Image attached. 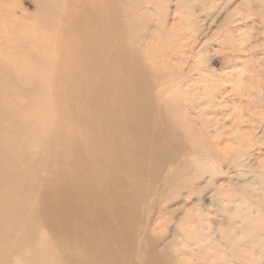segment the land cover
Masks as SVG:
<instances>
[{
	"label": "rangeland",
	"instance_id": "obj_1",
	"mask_svg": "<svg viewBox=\"0 0 264 264\" xmlns=\"http://www.w3.org/2000/svg\"><path fill=\"white\" fill-rule=\"evenodd\" d=\"M247 3L252 4L251 0H0V99L1 113L4 114H0V119L4 121L0 122V142L6 145L10 156H15L18 150L28 151H25V162L18 161V168L23 175L21 183L16 181V176L14 179L15 186L19 187L16 193L27 202L26 210L32 208L33 203L36 204L26 192L29 182L34 180L38 184L45 176L47 169L43 168V159L55 147L52 145L59 135L75 137L78 143L82 142L81 130L76 122L80 114L70 102V95L67 96L68 103L64 101V104L66 117L69 115L74 118V123L68 125L67 118L62 114L64 86L61 77H65L66 82H72L75 73L85 71L82 67L81 70L78 68L81 62L89 58L88 35L91 31L96 33L101 29L108 36L112 30L110 23H114V30L117 29L111 41L120 43V48L130 55V60L147 74L145 90L150 105L145 126L157 139V150L146 180L131 194V197L134 196L131 200L137 202L133 200L129 204V220L126 223L129 235H123L116 245L111 246L112 251H115L112 262L143 264L142 258L150 250L162 264H214L217 261V264H264V230L261 229L264 228V84L263 88L257 85L264 81V74L254 75L246 71L249 66L261 70L264 64L260 58L264 55L258 50L251 51L258 60L249 64L242 62L228 66L225 60L240 57L239 51L248 48L249 43L264 44L262 25L253 13L255 8L252 6V11H249ZM225 38H232L236 52L220 44ZM220 47L224 48L223 52H220ZM219 52L222 54L218 55ZM250 75L254 76V80L249 79ZM70 86L73 90L74 86ZM256 96L262 102L256 100ZM213 134L215 139H212ZM33 135L39 136V139ZM167 150L169 155L166 154ZM29 164L31 167H28ZM90 171L94 175V169ZM5 191L9 190L0 188V194ZM153 201L155 204L152 205ZM201 217L207 221L206 230V223ZM11 221H0V244L7 247L9 256L4 264H69L58 262L66 252L57 254L54 251L52 237L41 224L36 222L33 237L26 238L20 229L10 225ZM183 226L190 229L185 230ZM237 229L240 230L238 235ZM247 230L249 234H245ZM199 233L202 237L198 236ZM208 233H212L214 241ZM188 237L192 244L187 241ZM171 241H175L174 244ZM197 247L200 248L196 250ZM21 248H25V251ZM169 248L178 249L177 253ZM201 248H206V251ZM254 251L259 253L260 258ZM214 252L221 254L218 257ZM253 252L258 256L257 261ZM183 255L186 257L182 258ZM215 256L220 259L215 261ZM238 257L247 260V263H240Z\"/></svg>",
	"mask_w": 264,
	"mask_h": 264
},
{
	"label": "bare ground",
	"instance_id": "obj_2",
	"mask_svg": "<svg viewBox=\"0 0 264 264\" xmlns=\"http://www.w3.org/2000/svg\"><path fill=\"white\" fill-rule=\"evenodd\" d=\"M251 3L252 4L247 3L249 11H252L251 9L253 7L255 8L253 13L256 16H258L260 24L262 25V34L264 35V0H251ZM128 5H129V3H128ZM124 22H125V20H124ZM174 23H176V22H174ZM177 23H178V21H177ZM133 24H134V22H133ZM225 24H226V22L224 23V25ZM134 25H136V24H134ZM134 25H133V27H134ZM226 26H227V24H226ZM109 27H111L112 30H110V33L108 34V36H105L101 32V29L98 30L96 33L91 31V33L88 35L89 58L87 59L88 61L85 60L84 63L81 62L79 65V68H78V70H81V67H82V70H85V71H83V73H75L76 75L73 77L74 80L72 82H66V78L61 77L62 82H63V86H64V90H63L62 98H61V101L63 102V104L61 105L62 114H63V117L65 119L67 118V121H68L67 124L68 125H72L74 123V121H75L74 118L69 117V115H68V117H66L67 109H66L65 104H64V101L68 103L67 96L70 95V97H69L70 102H72L73 105L75 106L76 112H78L80 114V119H79V121H76V122L79 125V128L81 130L82 142L78 143L74 139L75 137L67 138V136L65 134H60L58 139L56 140L55 144L52 143L53 144L52 146H55V147L53 149H51L50 153H47V154H49L48 157H46L45 153L43 152L45 155L43 158L46 157V159H43V160H45V162L43 161L44 162L43 168L46 167L47 170H46L45 176L42 178L41 181L39 180L38 184L34 180H31V182H29V187L27 188V191H26L27 195H30L35 200V203H36V204L33 203L34 206H32V208H30L29 210H26V208H27L26 203L27 202H24L25 200L24 201L22 200L21 195L16 193V191H18L19 187L15 186V183H14L15 182V180H14L15 176L17 179L16 181H19L20 183H21V180L23 179L22 178L23 177L22 172L18 168V161L24 160L23 162H25L26 156H27L25 151H27V150H25V151L24 150H18L16 152L15 156H10V154L7 151L6 145L0 142V188L4 187L5 189L9 190V191H5V192L1 193L2 195L0 194V221L5 222L8 220H12L10 222V225L14 226V228L20 229L21 232H23L25 234L26 238L29 236L33 237V235L36 231V227H37V226H35L36 222L41 224L48 231L49 236L52 237L51 244L54 248V251L57 254L60 253L61 251L66 252V254L65 253H63L64 255L62 254L63 256L60 255L61 258H59V261H58L59 263L64 262V263H69V264H73V263L74 264L75 263H80V264H114V262H112V260H114L115 251H112L111 246L116 245L118 240L121 237H123V235H125V236L129 235L128 227L126 224L127 221L129 220L127 217L129 204H130V202L131 203L134 201L137 202V200H134V199H133L134 201L131 200L134 197V196L131 197V194H133V192H136L142 186L144 181L146 180V178L148 176V172L150 170L149 168L153 164L155 156H156L157 139L155 138V136H153L150 133V131L145 126V124H146L145 122L147 119V113H148L147 110L149 109V105H150L149 98H147V94H146L147 92L145 90V81L147 79V74L144 72V70L141 67H139L137 64H135L134 62H132L130 60V58H131V57L129 58L130 55H128V53H126L124 50H122L120 48V46H119L120 43H116L114 41H111L113 38H115L114 32H116L115 30L117 28L114 30V23H110ZM218 28H220V27H218ZM217 32H218V30L216 31V33ZM135 33H136V31H135ZM123 34H124V32H123ZM125 37H126V35H125ZM217 41L219 42V40H217ZM222 42L223 43L220 42V44H222L224 48H228V49L230 48V51L232 49L233 52H236V46H235V43L232 40V38H229V39L225 38ZM248 45H249L248 48H245V49H242L239 51L238 54H240V57H236V58L234 57L235 59L234 58H232V59H226L225 58L226 64L229 66V65L240 64L242 62H244L246 64H249L251 62L253 63V61L258 60V58H255V56L253 54H251L252 53L251 51H254V50L261 51L264 55V44L249 43ZM223 49L220 47V49H219L220 52H221V50L223 52ZM144 51H146V50H144ZM220 52L218 53V55L222 54ZM151 53H152V51L150 52V54ZM133 56H134V54H133ZM12 57H15V56L13 55ZM152 57H153V55H152ZM136 58L137 57H135V59ZM260 60H262V62L264 64V57L260 58ZM14 61L15 60H13V63H14ZM0 64H2V63H0ZM143 65H145V63ZM247 69L248 70H246V71L250 72L251 74L254 73V75H258V73L262 74V75L264 74V66L261 70L259 69L258 71L256 69H254L253 67H250V66ZM63 70H64L63 72H65V69H63ZM189 71H190V69H189ZM260 72H262V73H260ZM212 74H213V72H212ZM31 75H33V74H31ZM237 77H238V75H237ZM156 78H158V77H156ZM160 79H159V81H160ZM166 79H167V77L165 78V80ZM249 79L254 80V76L250 75ZM239 80H240V77H239ZM239 80H238V82H239ZM153 81H154V79H153ZM162 81H164V80H162ZM168 81H169V79H168ZM194 83H195V81H194ZM197 83H198V81H197ZM69 84L74 86L73 90L71 88L72 86H70ZM164 84H166V83H164ZM263 84H264V81L260 82V84H257V85H259V87L263 88ZM211 85H212V83H211ZM4 87H6V86H4ZM162 90H164V87ZM190 90H191V88H190ZM25 92L26 91H24L23 93H25ZM213 92H215V91H213ZM159 93H162V92H159ZM164 93H165V91H164ZM194 94L195 93H193V95ZM23 95H25V94H23ZM28 95H29V92H28ZM170 95H171V93H170ZM171 98H172V96H171ZM217 98H218V96H217ZM256 98H257L256 100L260 101L259 96H256ZM220 100H222V99H220ZM260 102H262V101H260ZM157 105L161 106L160 104H157ZM173 107H171V108H173ZM223 107H224V105H223ZM12 108L9 107V109H12ZM203 108H204V106H203ZM1 110H2V102L0 99V114H3V113H1ZM14 110H15V108H14ZM161 110H163V109H161ZM168 111H170V110H168ZM171 111H173V110L171 109ZM201 111H202V109H201ZM211 112H212V110H211ZM214 113H215V111H214ZM10 114H12V111ZM207 116H208V114H207ZM216 117L217 116H215V118ZM169 118H170V115H169ZM1 120H2V118L0 119V122H1ZM171 120H172V118H171ZM213 120H215V119H213ZM216 121H217V119H216ZM11 122H12V120H11ZM14 122H15V120H14ZM179 122L181 123V120ZM7 123H9V122L7 121ZM6 125H5V127H6ZM13 125L14 124H12V127H13ZM217 125H218V123H217ZM2 126L4 127V125H2ZM9 126H7V128ZM24 126H25V124H24ZM213 127H215V126L213 125ZM254 129L255 128H253V130ZM231 132H233V130ZM241 132H242V130H241ZM159 133H160V131H159ZM36 135H37V133H36ZM36 135H33V136H35L36 138L38 137V139H39V136H36ZM229 135H231V134H229ZM22 136H24V135H22ZM166 136H168V135H166ZM213 136H214V134L212 135V139H215V138H213ZM231 136L234 137L235 134L231 135ZM36 141H38V140H36ZM36 141H34V143ZM169 141L170 140H168V142ZM39 143H41V141ZM48 143H49V141H48ZM225 143H227V142H225ZM17 144L15 146H17ZM37 144H38V142H37ZM172 144H171V146H172ZM30 145L32 146V143ZM224 145L226 146V144H224ZM23 146H25V145H23ZM31 146H30V149H31ZM47 146H49V145H47ZM27 147L29 149V144ZM50 147H49V149H50ZM37 148H36V150H37ZM164 148L167 149L165 146H164ZM174 148H175V145H174ZM49 149L47 148V150H49ZM222 149H224V147H222ZM42 150L44 151V149H42ZM223 151H225V150H223ZM32 152H33V150H32ZM197 153H199V152H197ZM238 153H239V151H238ZM36 154H37V152H36ZM166 154H168V150H167ZM162 156H163V153H162ZM39 158H40V155H39ZM41 159H42V157H41ZM223 160H224V158H223ZM164 161L166 162V160H164ZM40 162H39V164H40V166H42L41 165L42 162L41 163ZM33 163H34V160H33ZM35 164H37V163H35ZM39 164H37V165L39 166ZM196 165H198V163ZM200 166H198V167L200 168ZM28 167H31V165L29 164ZM92 168L95 171L94 175L91 174V171H90V169H92ZM198 170L200 171V169H198ZM31 172H33V171H31ZM173 175H174V171H173ZM182 176H183V174H182ZM7 178H9V179H7ZM147 181H148V179H147ZM188 182H189V180H188ZM205 182H206V180H205ZM211 182H213V181H211ZM23 184H25V183H23ZM207 184H209V183H207ZM184 188H185V186H184ZM188 188H190V187H188ZM192 194L195 195V193H192ZM235 196H237V195H235ZM140 197H142V195L139 196V198ZM145 197H144V199H145ZM139 198H138V200H139ZM182 198H184V197H182ZM214 199H216V198H214ZM216 201H217V199H216ZM239 201H241V200H239ZM13 202L15 204L12 206ZM153 203H154V201L152 202V205H153ZM139 204H141V203H139ZM132 205H134V203ZM152 205L150 206L151 208L153 207ZM134 207L135 206H133V209H134ZM166 208L169 209L167 206H166ZM153 209H154V207H153ZM202 209H203V207H202ZM189 211H190V209H189ZM192 211H194V210H192ZM197 211L199 212V214H201V212L199 210H197ZM204 212L206 213L205 210H204ZM187 213H189V212H187ZM195 214H198V213L196 212ZM183 216H184V214H183ZM190 216H189V218H190ZM130 217L132 219L134 218L132 216H130ZM198 217H200V215ZM203 217H201L202 221H203ZM134 220H136V217ZM183 220H181V222ZM199 220H200V218H199ZM205 220L203 222H205ZM256 220H257V218H256ZM195 221L193 223L197 222V221L196 222ZM132 222H133V220H132ZM181 222L179 224L180 226H181ZM186 222H188L187 219H186ZM183 223H185V222H183ZM183 223H182V225H183ZM199 223L201 224V222H199ZM199 223H198V225H199ZM189 224H188V226H189ZM259 224H260V222H259ZM179 225H178V227H179ZM12 226L10 228H13ZM184 227L185 226H183V228ZM207 227L208 226L206 223V227L204 226L205 230ZM200 228H203V226H201ZM187 229H185V230H187ZM261 229L264 230V228H262V227H261ZM225 230L226 229H224V232H225ZM196 231H198V230H196ZM202 231H204V230H202ZM212 231L213 230H211V232ZM195 232H193V234ZM233 232H234V230H233ZM236 232H238L237 233V235H238L240 230L238 231V229H237ZM245 232H246L245 234H249V233H247L248 230ZM201 234L203 236V232ZM44 235H47V234H44ZM163 235H164V233H163ZM194 235H196V234H194ZM230 235H232V234H230ZM183 236H185V235H183ZM198 236H200V233ZM202 236H200V237H202ZM210 236H212V233ZM227 236H226V238H227ZM242 236H243V234H242ZM200 237H199V240H200ZM235 237H236V235H235ZM159 238H158V240H159ZM204 238H205V236H204ZM206 238H207V236H206ZM210 238L211 237H209V239ZM228 238H229V236H228ZM238 238H239V236H238ZM185 239H187V238H185ZM188 239H189V237H188ZM202 239L203 238H201V240ZM211 239H213V241H214V237ZM217 239H219V237ZM221 239H223V238H221ZM230 239H232V238H230ZM156 240H157V238H156ZM171 240H173V239H171ZM178 240H179V238H178ZM18 241L20 242V237H19ZM162 241H164V240H162ZM162 241L160 242L161 244L163 243ZM184 241L186 242V240H184ZM187 241L191 242L190 239ZM215 241H217V240H215ZM227 241H228V239L226 240V242ZM0 242H1V240H0ZM171 242H173V241H171ZM174 242H173V244H174ZM185 242H184V244H185ZM242 242H243V240H242ZM193 243H195V242L193 241ZM214 243H216V242H214ZM228 243H230V242H228ZM191 244H192V242H191ZM254 244H255V242H254ZM257 244H258V242H257ZM177 245H175V248ZM187 245L185 248H187ZM207 245L209 247H211L210 246L211 243H210V245L209 244H207ZM167 247H169V244H167ZM178 247H179V245H178ZM189 247H191V246H189ZM203 247H205V246H203ZM209 247H207V248H209ZM217 247L219 248V246H217ZM199 248L200 247H197L196 250H198ZM23 249H25V248H23ZM183 249H184V247H183ZM201 249H200V251H201ZM213 249H215V248H213ZM242 249H244V248L242 247ZM260 249H259V251H260ZM31 250L34 252L33 246L31 247ZM169 250L171 251L172 248L171 249L169 248ZM173 250H176V253H177L178 249H173ZM202 250L206 251V248L202 249ZM23 251H25V250H23ZM148 251H149V253L146 252L145 256H143V258H142L143 264H162V261L154 253H152L150 250H148ZM220 251H222V249ZM173 252H175V251H173ZM185 252H186V250H185ZM211 252L212 251H210V253ZM254 252L257 253L256 251H254ZM254 252H253V254H254ZM172 253H170V254L173 255L174 253L173 254ZM176 253L174 256H176ZM203 253H204V251H203ZM206 253L209 254L208 252H206ZM223 253H224V250H223ZM213 254H211V255H213ZM219 254H221V253H219ZM219 254H218V252L215 253L216 256H218ZM227 254H229V253H227ZM258 254L259 253H257V255ZM186 255H188V254H186ZM7 256H8L7 247L5 245L0 244V263L1 264H4L6 262ZM209 256H210V254H209ZM209 256H207V257H209ZM216 256H215V258H216L215 261L219 257V256L218 257H216ZM254 256H255V254H254ZM184 257H186V256L183 255L182 258H184ZM257 257H256V261H257ZM32 258L33 257L29 258L28 262L31 261ZM176 258H177V256H176ZM259 258H260V256H259ZM213 259H214V257H213ZM238 259L239 260H237V259L236 260L240 261V263H243V262L247 263V260H241L242 257H238ZM18 261H19V259H18ZM25 261L27 262V259H25ZM166 261L168 262L169 260L166 259ZM221 261L223 262V260H221ZM22 262H24V261H22ZM172 263H174V262H172ZM182 263H184V262H182ZM211 263L213 264V262H211ZM217 263H218V261H217ZM260 263H262V262H260ZM31 264H33V262H31ZM34 264H35V262H34ZM177 264H179V263H177ZM200 264H202V263H200Z\"/></svg>",
	"mask_w": 264,
	"mask_h": 264
}]
</instances>
